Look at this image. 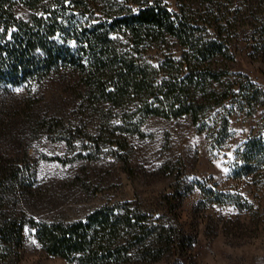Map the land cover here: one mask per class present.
Masks as SVG:
<instances>
[{
	"label": "trees",
	"instance_id": "obj_1",
	"mask_svg": "<svg viewBox=\"0 0 264 264\" xmlns=\"http://www.w3.org/2000/svg\"><path fill=\"white\" fill-rule=\"evenodd\" d=\"M175 1L170 9L164 0H0V90L61 69L80 82L76 125L42 116L33 124L69 150L83 147L49 160L97 159L110 149L127 163L129 137L151 117L189 116L213 148H223L234 123L264 107V89L233 71L241 45L264 60V0ZM16 5L33 13L19 18ZM233 154L231 177L255 197L264 188V115ZM35 179L36 169L29 173L0 150V264L20 260L27 228L48 255L77 264H182L197 242L177 210L194 191L182 182L162 213L137 201L107 202L80 220L39 221L19 207ZM244 186L199 184L198 205L251 211Z\"/></svg>",
	"mask_w": 264,
	"mask_h": 264
},
{
	"label": "rangeland",
	"instance_id": "obj_2",
	"mask_svg": "<svg viewBox=\"0 0 264 264\" xmlns=\"http://www.w3.org/2000/svg\"><path fill=\"white\" fill-rule=\"evenodd\" d=\"M170 9L175 0H164ZM33 11L16 5L15 14L28 19ZM175 49V47H173ZM233 71L247 75L264 89V60L253 59L241 45ZM80 82L75 73L61 69L41 83L3 86L0 90V150L13 155L15 162L30 173L36 169L30 194L21 198L20 209L39 221H75L99 206L111 202L137 201L147 212L162 213L169 207L167 197L182 182L194 191L177 205L185 228L194 231L197 242L182 264H264V188L255 195L250 187L231 177L234 150L244 142L264 115V107L254 117L234 123V137L223 148H213L198 133L189 116L177 119L151 117L141 135L129 137V160L124 163L107 149L97 159L82 158L67 164L48 157L72 158L63 141L33 124L39 117H56L76 125L81 100ZM16 89H19L17 91ZM3 123V122H2ZM239 191L251 201V211L233 207L198 205L199 184ZM14 264H77L48 255L38 242L35 230L27 228L21 258Z\"/></svg>",
	"mask_w": 264,
	"mask_h": 264
},
{
	"label": "snow or ice",
	"instance_id": "obj_3",
	"mask_svg": "<svg viewBox=\"0 0 264 264\" xmlns=\"http://www.w3.org/2000/svg\"><path fill=\"white\" fill-rule=\"evenodd\" d=\"M74 43V42H73ZM17 91H19V89H16Z\"/></svg>",
	"mask_w": 264,
	"mask_h": 264
}]
</instances>
